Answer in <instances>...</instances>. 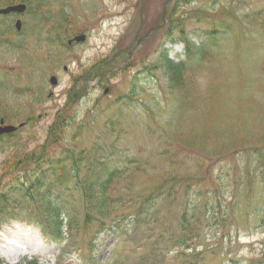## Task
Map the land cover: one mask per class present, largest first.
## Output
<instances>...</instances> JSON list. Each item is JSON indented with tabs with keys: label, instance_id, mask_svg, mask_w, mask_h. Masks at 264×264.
<instances>
[{
	"label": "rangeland",
	"instance_id": "1",
	"mask_svg": "<svg viewBox=\"0 0 264 264\" xmlns=\"http://www.w3.org/2000/svg\"><path fill=\"white\" fill-rule=\"evenodd\" d=\"M10 2L28 8L0 27V118L28 123L0 140V259L264 264V0ZM122 159L140 171L101 193Z\"/></svg>",
	"mask_w": 264,
	"mask_h": 264
},
{
	"label": "trees",
	"instance_id": "2",
	"mask_svg": "<svg viewBox=\"0 0 264 264\" xmlns=\"http://www.w3.org/2000/svg\"><path fill=\"white\" fill-rule=\"evenodd\" d=\"M167 69H165L167 72H168V80L170 82V84L172 86L174 85H178V83L180 82V77H181V73H180V69L181 67H184V64L183 63H180V64H173L171 62H169L168 60H165L164 61ZM177 71V72H176ZM173 113L175 112L174 110H171ZM111 128H112V125L110 124ZM132 163H136V161H131V164ZM107 172H110L108 168L105 169V175H104V178L106 176V173ZM120 171H117V169H113L111 171V173H109V176L104 179V181H100V183L98 185H100L101 187V193H105V190L107 188L108 185L111 184L112 180L115 179V176H117V173H119ZM59 180H62V177L58 178ZM89 183L86 184V186L88 185ZM95 183H91L89 186H94ZM85 186V187H86ZM106 199V197H105ZM106 202V200H105ZM105 202H103V206L105 205ZM54 210L57 212V215H58V209L57 207L54 208ZM49 218H51L49 216ZM55 221L56 223H58L57 219L53 220ZM52 219H51V223L53 222Z\"/></svg>",
	"mask_w": 264,
	"mask_h": 264
},
{
	"label": "flooded vegetation",
	"instance_id": "3",
	"mask_svg": "<svg viewBox=\"0 0 264 264\" xmlns=\"http://www.w3.org/2000/svg\"><path fill=\"white\" fill-rule=\"evenodd\" d=\"M9 5H12V4H6V6H9ZM16 15H18V14L15 13V12H10L9 15H6V18L7 19H14L16 17ZM3 16L4 15L0 14V17H3ZM15 20H16V18H15ZM0 22H1V20H0ZM17 32L18 31H16V32L13 31V30L11 31V33L14 34V35L18 34Z\"/></svg>",
	"mask_w": 264,
	"mask_h": 264
},
{
	"label": "water",
	"instance_id": "4",
	"mask_svg": "<svg viewBox=\"0 0 264 264\" xmlns=\"http://www.w3.org/2000/svg\"><path fill=\"white\" fill-rule=\"evenodd\" d=\"M82 38H83L82 36L76 37V39H82ZM51 82L55 83L53 78L51 79ZM12 129H13V127H4L2 130L3 131H9V130H12Z\"/></svg>",
	"mask_w": 264,
	"mask_h": 264
}]
</instances>
